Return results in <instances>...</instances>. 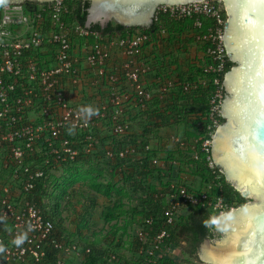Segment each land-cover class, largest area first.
<instances>
[{
    "label": "trees",
    "instance_id": "obj_1",
    "mask_svg": "<svg viewBox=\"0 0 264 264\" xmlns=\"http://www.w3.org/2000/svg\"><path fill=\"white\" fill-rule=\"evenodd\" d=\"M62 2L68 8V20L83 25L88 2ZM221 13L225 17L223 9ZM210 25L204 16L174 19L158 12L149 28L125 27L114 21L103 28L90 27L102 34L148 35L140 57L145 65L141 82L150 98L139 102L130 92L115 117L125 124L121 133L113 131L108 116V124L95 130L91 153H82L62 166L57 176L40 179L29 192L53 223L51 237L79 248V264H195L186 258L175 259L169 250L177 248L195 256L202 239L213 235V219L219 211L181 204L174 210L173 223L167 224L162 212L170 195L185 185L194 193L220 196L225 211L245 202L220 170L209 164V147H202L215 129L208 128L217 87L214 80L219 78L222 83L223 77L212 69L214 61L207 52L210 42L201 38ZM231 65L227 58L224 72ZM113 73L118 74L113 85L122 87L121 92L123 76L116 70ZM99 81L96 96H101L104 85ZM217 118L218 124L223 121L220 115ZM121 149L128 151L119 156ZM97 213L104 229L91 227V217ZM147 218L151 223L145 222ZM139 229L144 230L143 238L137 234ZM161 229H166L167 236L152 254L146 253Z\"/></svg>",
    "mask_w": 264,
    "mask_h": 264
},
{
    "label": "built area",
    "instance_id": "obj_2",
    "mask_svg": "<svg viewBox=\"0 0 264 264\" xmlns=\"http://www.w3.org/2000/svg\"><path fill=\"white\" fill-rule=\"evenodd\" d=\"M222 9L219 0H201L162 4L156 13L174 19L209 18L211 25L201 38L210 42L207 52L214 61L212 69L220 75L227 59L222 44L226 18ZM67 14L62 0L0 3V264H79V248L51 237L53 223L29 192L40 179L59 174L62 166L80 154L91 153L95 130L108 124V116L113 131L121 133L125 124L115 117L121 114L130 92L139 102L150 98V91L141 82L145 65L140 57L148 35L102 34L68 20ZM194 25L200 26L199 19ZM114 55L121 57L112 64ZM113 70L123 76L121 92L122 87L113 85L118 76ZM99 79L104 85L101 96H96ZM214 82L210 129L218 125L217 102L223 93L219 78ZM87 108L95 114L87 115L83 111ZM209 144L210 138H206L202 147L207 149ZM127 151L121 149L118 154L123 156ZM177 188L162 212L167 224L173 223L174 210L181 204L226 212L220 196L194 193L185 185ZM145 222L151 223V218ZM137 234L140 238L145 235L142 229ZM165 236L166 229L158 231L154 247L146 253L152 254Z\"/></svg>",
    "mask_w": 264,
    "mask_h": 264
},
{
    "label": "water",
    "instance_id": "obj_3",
    "mask_svg": "<svg viewBox=\"0 0 264 264\" xmlns=\"http://www.w3.org/2000/svg\"><path fill=\"white\" fill-rule=\"evenodd\" d=\"M86 1L84 28L94 24L103 28L110 21L125 27L149 28L159 5L201 0ZM219 1L226 17L222 44L232 65L222 77L224 95L219 113L223 121L211 135L210 159L248 200L214 217L213 225L222 236L202 239L198 257L208 264H264V5L250 6L248 0ZM257 213L255 221L249 222L248 218Z\"/></svg>",
    "mask_w": 264,
    "mask_h": 264
},
{
    "label": "rangeland",
    "instance_id": "obj_4",
    "mask_svg": "<svg viewBox=\"0 0 264 264\" xmlns=\"http://www.w3.org/2000/svg\"><path fill=\"white\" fill-rule=\"evenodd\" d=\"M58 172H61V171H58ZM54 176H57V174H55ZM101 200L103 201L104 198H101ZM247 200H248V198L245 201H247ZM48 203H50L49 199H48ZM97 216H98V213L91 217V227L92 228H103L104 229L106 227V225L102 222L101 219H98ZM212 233H213V235L211 236V239L219 238L220 236H222V231L219 228H217V227H215L212 230ZM182 245H184V243H182ZM169 252H170L171 255L175 256V259H177L179 261H182V260H184L186 258V259H188L189 261H191V262H193L195 264H208V263L203 262V261H201L199 259L198 250H197V253L195 254V256H193V257L192 256H187L186 254H182L179 251V249H177V248H170Z\"/></svg>",
    "mask_w": 264,
    "mask_h": 264
},
{
    "label": "snow or ice",
    "instance_id": "obj_5",
    "mask_svg": "<svg viewBox=\"0 0 264 264\" xmlns=\"http://www.w3.org/2000/svg\"><path fill=\"white\" fill-rule=\"evenodd\" d=\"M248 4L250 6H254L256 4L264 5V0H248ZM251 14H252L251 12L248 13V15H251ZM237 19H239V14L237 15ZM248 67L250 68V65H248ZM257 215H259V213L249 217L248 218L249 222L255 221ZM253 231H255V229ZM251 235H252V233L249 234V236H251Z\"/></svg>",
    "mask_w": 264,
    "mask_h": 264
},
{
    "label": "clouds",
    "instance_id": "obj_6",
    "mask_svg": "<svg viewBox=\"0 0 264 264\" xmlns=\"http://www.w3.org/2000/svg\"><path fill=\"white\" fill-rule=\"evenodd\" d=\"M3 2H4V0H0V3H3ZM83 111L89 116L95 114V112L91 108L84 109Z\"/></svg>",
    "mask_w": 264,
    "mask_h": 264
},
{
    "label": "crops",
    "instance_id": "obj_7",
    "mask_svg": "<svg viewBox=\"0 0 264 264\" xmlns=\"http://www.w3.org/2000/svg\"><path fill=\"white\" fill-rule=\"evenodd\" d=\"M115 56H116V55H114L113 58H112V59L114 60V61L112 62V64H113V63H116L117 61H118V62L120 61L119 59H120L121 56H118V58H114ZM111 61H112V60H111Z\"/></svg>",
    "mask_w": 264,
    "mask_h": 264
}]
</instances>
